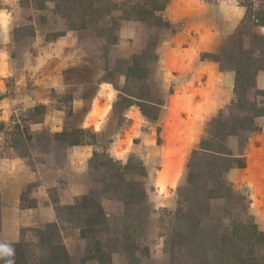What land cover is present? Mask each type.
<instances>
[{
    "label": "rangeland",
    "instance_id": "rangeland-1",
    "mask_svg": "<svg viewBox=\"0 0 264 264\" xmlns=\"http://www.w3.org/2000/svg\"><path fill=\"white\" fill-rule=\"evenodd\" d=\"M37 1L44 4L45 0ZM56 1L59 4L50 0L46 9L51 17L47 20L50 25L58 24L57 16L62 23L66 22L64 16L75 12L65 5L79 6L77 0H67V4L66 0ZM104 1L95 0L101 7ZM110 1L117 5L115 10L107 14L101 9L87 28L79 29V57L73 68L69 67V73L64 74L66 91L60 94L52 90L53 99L48 104L63 110L65 126L73 129L82 115L71 114L73 92L81 95L82 110L87 112L92 98L107 101L104 99L107 89L95 82L97 75L113 81L119 90L114 93L116 99H122L114 110L119 115L107 121L105 132L94 134L86 130L84 136L94 142L98 153L96 168L89 173L93 187L72 206L55 209L57 223L22 228L18 240L0 241V264H264V239L255 232L257 229L264 235V136H252L251 146L244 150V166L224 172L223 180L229 188L220 191H208L216 180L208 175L198 179L205 184L201 190L185 189V184L160 190L154 178L156 171L147 174L132 150L125 161L109 150L115 147L111 132L116 125L118 128L125 125L130 134L123 145L133 149L140 141L139 136L132 137L133 114H129L127 106L139 104L136 99L155 98L162 102L189 78L179 69L183 61L191 65L196 61L193 62L194 55L190 61L184 49L197 47L199 42L201 47L211 50H201L197 58L213 59L222 70L234 72L227 54L237 49L239 41L246 49L260 46L255 35L264 36V32L259 31L255 19L262 18L264 0H167L160 11L152 7V0ZM39 13L37 10L30 14L35 24ZM18 52L11 55L13 61L26 63L29 52L25 54L24 47ZM125 72L126 80L116 79L117 73ZM170 73L177 74L178 82L172 80ZM12 92L9 86L0 94V104L3 99V107L10 110V119L0 120V157L14 154L15 151L9 150L11 147L19 148L21 153L25 148L23 133L27 137L29 131L28 120H36L43 110L42 106L25 110L9 108L6 104L9 99L5 97L13 95ZM238 97L233 87V100L205 120L199 142L210 140L212 119L253 115L248 104L237 102ZM240 98L255 99L264 107V89L247 88ZM141 105L143 109L148 107L144 102ZM144 112L149 116L159 113L149 107ZM261 117L264 119V113ZM156 130L155 142L159 147L163 143L164 127L158 124ZM224 142L228 148H239L236 135L225 136ZM191 157L192 151L182 167L185 175ZM158 159H153L154 167H159ZM193 159L204 167L202 156ZM190 216L199 225L194 234L189 225L194 223L188 219Z\"/></svg>",
    "mask_w": 264,
    "mask_h": 264
},
{
    "label": "crops",
    "instance_id": "crops-1",
    "mask_svg": "<svg viewBox=\"0 0 264 264\" xmlns=\"http://www.w3.org/2000/svg\"><path fill=\"white\" fill-rule=\"evenodd\" d=\"M49 1L45 0L42 4L37 0H0V94L11 86L14 94L5 97H8L9 102L4 99L9 108H43L36 120H28L29 131L27 137L23 133L25 148L21 149V153H18L19 148L11 147L9 150L15 151L14 154L0 157V241L6 243L18 240L22 228L40 223H57L55 209L70 207L78 197L89 193V189L93 187L89 165L93 155L98 153L94 142L84 138L86 130L94 134L105 132L107 121L113 115H119L114 110L122 100L114 97V93L119 91L115 83L97 75L95 82L99 86L103 84L107 89L104 90V99L107 101L92 98L88 107L90 109L83 112L84 100L80 94L73 92L71 114H82L73 129L65 126L63 110L48 106L53 99L50 95L52 90L60 94L66 91L64 74L69 73V67L73 68L77 63L80 44L79 29L67 26V21L63 20L61 23V18L57 16V25L47 22L51 18L46 10L49 8ZM54 2L59 4L56 0ZM36 9L40 12L37 14L38 24L33 23L30 16L37 12ZM57 14L56 12L55 15ZM47 25L51 27L45 29ZM258 29L264 32V26H259ZM22 47L25 54L29 52L28 61L17 63L11 55L19 53L18 50ZM203 49L211 50L206 46L201 47L199 42L197 47L183 50L190 61L194 55L193 62H196L195 65L188 64V61L182 62L179 72L189 78L181 83V87L171 97L162 102L155 98L144 101L136 99L139 104L127 106L129 114H133L132 137L140 138L133 149L123 145L130 135L125 125L122 128L116 125L111 132L115 136V147L109 149L110 154L114 152L119 160L125 161L132 150L141 160L147 174L156 171L154 178L160 190L185 184L187 175L182 167L189 152L200 144L199 137L205 120L233 100L234 72L222 70L213 59L197 58ZM170 74L172 80L178 82L179 77H175L177 74ZM127 75L126 72L117 73L115 77L126 80ZM131 77H135V74ZM9 79L10 85H7ZM255 87L258 90L264 89V70L256 73ZM1 100L2 108L3 99ZM141 102L147 103L150 109L159 113L149 116L144 112L148 111V107L143 109ZM2 109L0 120L10 119V110L5 107ZM123 116H126L125 112ZM255 122H258L259 130L252 132L254 135L250 133L246 142L248 148L251 146L252 136H264L263 117H256ZM158 124L164 127L163 143L159 147L155 142ZM74 131H82L78 134L81 139L78 144L69 143ZM42 137H45V144L42 143ZM155 157H159V167L153 166Z\"/></svg>",
    "mask_w": 264,
    "mask_h": 264
},
{
    "label": "trees",
    "instance_id": "trees-1",
    "mask_svg": "<svg viewBox=\"0 0 264 264\" xmlns=\"http://www.w3.org/2000/svg\"><path fill=\"white\" fill-rule=\"evenodd\" d=\"M152 1V7H154L155 11L164 9L165 4L167 3V0H162L161 3H159V0ZM104 2L105 4L101 7L102 4L98 6L95 0H77L76 3H78L79 6L74 4L70 7V5L67 4V1V5L64 7H66V9L72 8L75 10V12L71 13L70 16H64L67 21V26L80 30L85 29L88 27L89 21L93 20V15L96 16L100 14L101 9L108 14L110 11L117 8V5L110 0H105ZM255 25L264 26V13L262 14L261 19H255ZM109 36L112 37V35ZM255 36L258 40H260V46L257 49H246L244 48L242 41H239L237 49L231 50V52L227 54V59L231 64L230 68L235 72L234 88L239 94L237 102L243 101L245 104H248L254 113L251 116L236 114L225 120L220 118L212 119L213 131L212 133L209 132V134L211 133L210 140H201L198 148L192 150V157L195 158L198 155L202 156L203 161L206 163L203 167L198 160L194 162V159L192 160L191 157L192 162L189 164L187 179L184 186L185 189H189L190 187H193L194 190L204 189V182H198V179L203 178L205 175L216 179L208 191H220L221 189L223 190L225 188H229L227 187L228 184L223 180L224 172L233 167L244 166V150L246 148L247 138L250 133L259 130V127L255 123V118L263 115L264 113V107H261L255 99L253 101L250 99L240 98L244 97V93L247 88H254L256 73L259 70H264V36L260 34H256ZM74 132L76 134L71 132L72 135L71 141L69 142L70 144L80 143L81 139L78 134L82 131ZM229 135H236L239 142V148H237V150H233L226 146L224 139L225 136ZM96 157H98V154H94L91 159V163L89 165L90 170L96 168ZM218 195L215 194V196ZM85 196L83 197L84 199L86 198ZM188 219L194 222L192 225L189 224L194 234V229L196 228L197 232L198 228L196 226L199 227V225L196 223L194 217L190 216ZM255 232H257V235L264 239V235L260 231L255 229Z\"/></svg>",
    "mask_w": 264,
    "mask_h": 264
}]
</instances>
